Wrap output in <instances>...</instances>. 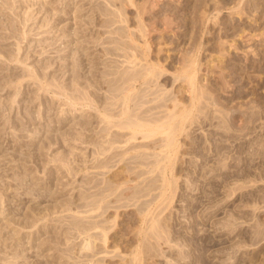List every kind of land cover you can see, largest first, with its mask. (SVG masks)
<instances>
[{
	"label": "rangeland",
	"instance_id": "374dc122",
	"mask_svg": "<svg viewBox=\"0 0 264 264\" xmlns=\"http://www.w3.org/2000/svg\"><path fill=\"white\" fill-rule=\"evenodd\" d=\"M54 1L11 0V8L6 5L0 13V264H82L86 253L90 264H264V0H63L57 1L58 13ZM45 21L48 25L41 27ZM63 29L74 35L61 33ZM129 31L137 36L135 43L152 46L148 60L160 58L166 76H179L173 86L172 77H163L171 82L164 88L171 97L184 98L192 110L177 117L186 129L177 135L178 150L168 163L175 167L158 166L150 173V184L136 180L122 185L129 195L149 186L128 206L116 203L96 217L105 220L109 232L107 243L96 240L98 246H92L99 252L93 247L92 252L82 249L86 240L71 224L73 217L84 221L95 215L75 204L103 185L88 189L85 182L95 179L94 170H84L72 158H92L90 148L70 138L61 143L50 139L69 130L74 117L94 111L68 105L54 85H73L76 58L84 62L81 76L95 72L99 79L109 69L105 64L127 66L114 48L132 42L125 38ZM7 51L26 60L14 56L11 61ZM186 58L201 65L195 86L201 83L206 96L198 94L197 86L192 93L182 70ZM93 62L101 63L98 69H92ZM38 71L47 78L38 77ZM98 93L108 94L107 85ZM59 119L66 121L60 129ZM63 154L79 164L74 178L52 161ZM70 202L75 204L68 209Z\"/></svg>",
	"mask_w": 264,
	"mask_h": 264
},
{
	"label": "bare ground",
	"instance_id": "6f19581e",
	"mask_svg": "<svg viewBox=\"0 0 264 264\" xmlns=\"http://www.w3.org/2000/svg\"><path fill=\"white\" fill-rule=\"evenodd\" d=\"M57 1L62 2L63 0H57ZM57 1H54V3ZM109 1H111V0H109ZM59 2H57L58 3L57 7H54L56 13L59 12V9H58ZM112 2H111V4H112ZM128 3L129 2H127L126 4H128ZM11 4H12L11 0H0V6H2V7H0V13L3 11L2 8H4V6H6V5H7L6 7L10 6V8H11ZM60 5H61V3H60ZM63 5H64V2H63ZM112 5H114V4H112ZM121 5H123V4H121ZM94 8H96V7L94 6ZM101 8L103 9L102 6H101ZM6 9H4V10H6ZM44 10H45V13L46 12L49 13L50 9H48L46 6V8H44ZM104 10L106 13V11H108L109 9H107V10L104 9ZM100 12H102V11H100ZM3 13H1V14L3 15ZM109 13L110 12L108 11V14ZM17 14L15 13V15H17ZM30 17H31V15H29L27 18H25V20L23 22H25V23L28 22ZM32 18H34V17H32ZM58 19H59V16L56 18V20H58ZM12 20H11V22L13 23ZM108 22H106V23L108 24ZM126 22H127V20H126ZM12 23H11V25H12ZM46 23H47L46 21L43 22L41 27L47 26L49 22L47 24ZM104 23H105V21H104ZM11 25H10V27H11ZM13 25H14V23H13ZM105 26H109V25H105ZM13 27H11V29L13 31H15V29ZM139 28H141L140 32L143 34V36H145L146 30L143 29L144 27H142L140 25ZM11 29H10V31H11ZM67 30L63 29V31L61 33L65 32V34L67 35L69 33V32H67ZM119 30H120V32H122L121 29H119ZM124 30H123V32H124ZM44 31L46 32V30H44ZM125 31H128V30H125ZM149 31L150 30L148 29V32ZM130 32L131 31H129V33L127 32L129 35H127V36L125 35V38L129 37L132 42L128 40L131 43L123 44L124 43L123 41H122V43H121V41H119V44H123V45H117L118 47L115 46L116 48H114V49H117L116 51H118V50L121 51L120 54L119 53L117 54V56H120V58L124 57V60H122V62H126L128 64L127 66L117 65L116 64L117 62H115V61H114L115 66L112 65L113 63L109 64L110 66L105 64L104 66L105 67L107 66L109 69H106L107 68L106 67L105 68L106 70H102L101 74H100L101 76L99 79L97 76L95 77V75H94L95 72L90 73V74H92L91 76H89V75L88 76L87 75L81 76L82 74L80 72L81 71L80 67H82V63H84V62L81 59L76 58V59H74L75 61L73 62L72 73H71V75H72L71 81L73 82V85H72V83H71L72 86L69 85L70 87L69 86H63L60 84L54 85L55 87L58 88V90H60L59 93L66 97V99H67L66 103L68 105H70V106H76V105L79 106L80 105L83 108L82 110H84V111H86V110L87 111H90V110L94 111L93 113L86 111L87 113H85L86 115L83 117H79V116L74 117L75 120H72V124H70L72 127L70 126L71 128H69V130H67L63 135L57 134L56 136H54L53 138L50 139L51 143H54V142L61 143L62 141H67V139L70 138L72 141H75V142L78 141L79 143L86 144L87 146H89L90 153H91L89 155V157L92 155V158L87 159V156H85V157L83 156V158L80 159L72 152L71 154L72 155L74 154L72 156V158H74V160H75V161L74 160H72V161L79 162V160H80L83 163L82 168L84 170H90V169L94 170L92 172L95 174V176H94L95 179L91 178L90 180H86V182H85L86 185H89L88 189H90L91 187L97 188L101 183H103L102 187L100 186L101 188L98 187V189L96 191L94 190L95 191L94 193L93 192L91 194H85L84 193V197H82V198H84V202L82 204H75V202L69 203L68 209H70L71 205L75 204V207H77V208L82 207V206L85 208H88L87 210L84 211L85 213H88V212L94 213L95 212V215L91 214V215H89V217H88V215H87V217L84 216V218L85 217L87 219L90 218L88 220L83 221L81 219L73 217L74 219H72V221H71V224L74 225L75 229H77L78 234L83 235V237H84L83 241L86 240L85 245L82 247V249H84V250L87 248L90 249L92 247L95 248L96 246H98V245L94 244V242L96 240L98 241V239L100 241H103L105 244L107 243V233L105 231L108 229V232H109V227L107 226L108 228H106L103 225L105 220L97 219L96 217H100L101 215H103V213L108 211V208L118 207L117 204H119V208L128 206L129 201H131L134 197H136V199H137L138 198L137 196H140V193L142 194V192L144 195V191L147 190V187L149 186V185H147V187L143 186V188L138 187L136 190H134L132 192L133 195H131V194L129 195L128 193H126L127 187L124 189V188H122V185H124V184L127 185L128 182H130V181L133 182L136 180H140L141 181V182L139 181L140 183H142L144 181L145 182L146 181L151 182L152 179L149 178V176H151L150 173H152L156 168H158V166H160L159 168L162 170L163 169L166 170L169 165L171 166V164H168V163L171 161L173 155L176 154V152L178 150V146H179L178 141H177V135L179 133H181V131L184 129L183 124H181L179 122L177 117L182 116V114H184L188 110L185 113L186 115L184 114L185 116L184 115L182 116V117H186L188 112H190V110H192V108H190L191 105L189 103L188 104L184 103V101H185L184 98L183 99L179 98L180 100H178V97H176V96L171 97V95H172L170 92L171 90L170 91L167 90V86H166V88H164L165 85H167V84H168V86L170 85V83H171L170 79L172 76L170 74H168L170 76V79H169V81H167L165 83L163 77L168 76V75L167 76L165 75V74H167L168 70L166 69L164 64L159 62L160 58L156 62L154 61L155 59L154 60H148V59H150L148 57V55L150 56V53L151 54L153 53V52H151L152 46L150 47V45L148 44L149 42L145 43L144 46H143V44L142 45L139 44V42L137 43V41L135 43L134 38L137 36H134V38H132V36L135 33L134 32L130 33ZM17 33L15 35H17ZM75 33L77 34V32H75ZM117 33L119 35L122 34L119 32H117ZM124 33H126V32H124ZM124 33L122 34L123 36H124ZM11 34H12V32H11ZM69 34H68V36H69ZM72 34H70V35H72ZM23 35H24V33H23ZM18 37H21V36H18ZM56 38L59 39L62 37L58 36ZM56 38H55V40H52L51 43H49V46L53 45L56 41H58V39H56ZM1 39H3V38H1ZM115 41H113V42L115 43ZM117 43H118V41H117ZM44 48L46 49V47H44ZM114 49L112 51H115ZM18 50H19V48H18ZM160 50H162V49H160ZM160 50H158V51H160ZM112 51H111V49L107 50V52H109L111 54L113 53ZM2 52H4V51L0 47V54ZM9 53L10 52L7 51V53H5V54L7 55V57H9L11 59V61L14 59L16 61L18 59L20 62V60H22V59L18 58L19 56L18 57L16 56V53L12 54L13 52L10 53V54H12V58H11V55L10 56L8 55ZM1 55H4V54L2 53ZM190 55H192V54H190ZM14 56H16V58ZM220 56H221V54L218 57H220ZM13 57H14V59H13ZM186 57H187V54H186ZM24 58L25 57H23V60H24ZM188 58H190V57H188ZM188 58H186V59H188ZM186 59L184 61L183 66L181 65L183 68L182 70H184L187 73L184 77L189 79V81L188 80L187 81L190 82V85L192 88V93L195 94L196 86L198 87V85L201 84V83H199V84L197 83L198 85L195 86V84H196L195 78L197 77L196 75L199 73V67H201V65L199 66L198 65L199 63H196V60H193V59L186 60ZM23 60H22V62H24L26 59L24 61ZM105 62L106 61H104V63ZM93 63H94V65H93L92 69L93 68L98 69V66L101 64L100 62H93ZM1 66H0V68H1ZM8 66L6 65V67H8ZM120 67L122 69H120ZM11 70H12V68H11ZM12 71H14V70H12ZM7 75H9V73ZM36 75L38 77L42 76V75H40V72L39 73L36 72ZM11 76H13V74ZM46 76H48L47 73H46V75L44 74V77L42 76L41 78L42 79L47 78ZM82 77H84V78L82 79ZM101 77L105 80H101ZM178 77L179 76L172 77V79H171L173 82V84H171L172 86L174 85V83H176V81L178 80ZM184 77H183V79L185 80ZM14 78H15V76H14ZM41 78H40V80H41ZM83 82H85L84 84L87 85L86 88L84 87V85H82ZM197 82H200V80ZM5 83H7V82H5ZM48 83H50V82L47 81V85H49ZM104 84L107 85V93L108 94L99 95L98 90L102 89V87H105ZM81 85L83 87H81ZM2 87H4V86H2ZM199 87H198L199 89L197 88L198 92H199L198 94L201 95L202 93H204L203 95H205V93L207 91L201 90V87L203 89L202 85ZM66 90H69V91L66 93ZM168 91L170 92V96H169V94H167ZM54 92H56V90ZM176 92H177V90H176ZM179 93H181V92H179ZM196 100H198V95L192 97V102L195 101V103H196ZM168 101H170V104H168ZM200 101H198V104ZM65 113L66 112H64V114ZM71 115H73V114H71ZM65 122L66 121L63 119L57 120V123L60 125V126H58V128L60 129V127L65 124ZM67 125H69V123ZM185 129H184V131H185ZM157 135H160V136L162 135V137H160V139H158V138L156 139ZM180 146H181V144H180ZM68 157H69L68 155L66 156L65 154H63L60 156H56L52 161L56 162L59 165L57 167L58 168L57 170H62L66 174V176H72L74 178L76 175L79 174V171L81 169L78 167L79 164L74 163L75 165H73V162L69 161ZM152 157H154L153 161H151ZM173 159H175V158H173ZM154 160H156V161H154ZM163 160L165 162L163 164H161V161H163ZM121 165H122V167H120V168H122L121 170H115V171L113 170L115 167H117V166L119 167ZM172 166H171V168L175 167V166H173V167ZM160 169H158V170L161 173ZM172 170H171V172H172ZM111 171H113L112 177L110 176L111 178L108 180L106 175ZM97 175H103V179L99 180L98 177H96ZM160 177H162V176L160 175ZM157 178L155 175L156 180H157ZM148 179H150V180H148ZM174 179L175 178H173V183L175 182ZM154 180L152 181V184H153ZM99 181H101V182H99ZM150 182H148V183L150 184ZM140 183H138V184H140ZM173 183L171 182V186H173ZM120 187L122 189L119 190ZM128 187H129V185H128ZM174 187H175V184H174ZM84 188H85V186H84ZM158 188H159V186H158ZM88 189H85V190H88ZM133 189H135V187ZM85 190H84V192H85ZM172 190H174V189H172ZM112 197H113V199H111ZM149 200H150V198L148 199V202H149ZM113 203H115V204L117 203V204L114 205ZM162 203H163V201H162ZM159 205H157V206H159ZM144 206H147V204H145ZM57 208H58V206H57ZM99 210H102V213ZM142 210H144V207ZM98 211H99V213H97ZM148 213L151 214L150 212H148ZM144 214H146V213H144ZM149 217H148V220H149ZM143 220L148 221L144 218H143ZM152 220L154 221V219H152ZM157 221H159V220H157ZM150 223L151 222H149L148 224H150ZM153 224L152 225L155 226V223H153ZM146 225H144V226H146ZM71 227H73V226H71ZM74 228H72V229H74ZM154 228H156V227H154ZM97 230H100V231H98V232H100V234H96L97 232H95V231H97ZM70 232L72 233V231H70ZM101 233H102V235H101ZM68 234H69V232H68ZM145 237H146V235L144 236V238ZM92 244L95 247L92 246ZM95 249L94 250L90 249V250H92V252H94ZM97 251L99 252V250H97ZM83 256L87 257L86 259L83 260V262L86 261V264H90V262H93V260L91 259L92 257H90L91 255L86 253V255L83 254ZM93 256H94V254H93ZM71 258L74 259L75 257L71 256ZM83 262H82V264H84ZM96 262H97V260H96ZM130 262H131V260H130ZM130 262H128V263H130Z\"/></svg>",
	"mask_w": 264,
	"mask_h": 264
}]
</instances>
